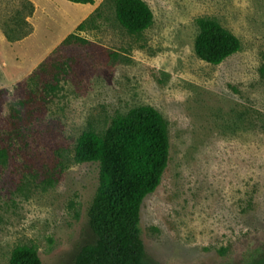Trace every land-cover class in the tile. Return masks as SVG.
Segmentation results:
<instances>
[{
  "label": "rangeland",
  "instance_id": "obj_1",
  "mask_svg": "<svg viewBox=\"0 0 264 264\" xmlns=\"http://www.w3.org/2000/svg\"><path fill=\"white\" fill-rule=\"evenodd\" d=\"M144 1L154 23L132 35L114 0H0V264L19 245L43 264L72 263L93 237L99 185V165L74 160L78 139L141 105L163 115L170 140L141 206L146 261L264 255V0ZM199 18L216 19L241 49L218 65L201 60Z\"/></svg>",
  "mask_w": 264,
  "mask_h": 264
},
{
  "label": "trees",
  "instance_id": "obj_2",
  "mask_svg": "<svg viewBox=\"0 0 264 264\" xmlns=\"http://www.w3.org/2000/svg\"><path fill=\"white\" fill-rule=\"evenodd\" d=\"M94 4L95 0H67ZM116 18L132 35H141L154 23L144 0H114ZM98 12V10H95ZM87 19L77 30H83ZM194 51L203 61L218 65L241 49L240 39L213 18L197 20ZM77 37L70 34L65 42ZM264 131V122L262 124ZM167 121L151 105L132 108L113 117L104 131H84L74 160L99 165V185L88 208L93 237L77 251L71 264H149L146 261L140 217L145 197L159 186L169 161ZM9 264H43L32 245H19ZM252 264H264V255Z\"/></svg>",
  "mask_w": 264,
  "mask_h": 264
}]
</instances>
